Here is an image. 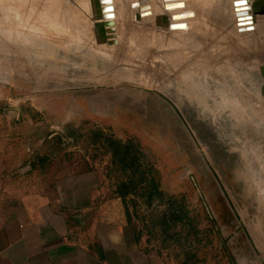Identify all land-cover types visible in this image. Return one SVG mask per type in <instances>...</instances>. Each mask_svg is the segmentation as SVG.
Wrapping results in <instances>:
<instances>
[{
  "label": "rangeland",
  "instance_id": "1",
  "mask_svg": "<svg viewBox=\"0 0 264 264\" xmlns=\"http://www.w3.org/2000/svg\"><path fill=\"white\" fill-rule=\"evenodd\" d=\"M73 1L0 0L5 193L94 171L104 198L117 199L136 227L149 264H264V13L254 34L258 114L250 118L243 106L221 109L208 88V74L224 64H208L207 18L221 14L224 30L233 29L231 0H185L202 24L186 31L137 21L128 14L135 0L85 1L87 22L115 16L111 45L66 25ZM166 1L144 3L159 13ZM93 6L102 16L94 19Z\"/></svg>",
  "mask_w": 264,
  "mask_h": 264
},
{
  "label": "crops",
  "instance_id": "2",
  "mask_svg": "<svg viewBox=\"0 0 264 264\" xmlns=\"http://www.w3.org/2000/svg\"><path fill=\"white\" fill-rule=\"evenodd\" d=\"M0 180V264H149L136 227L100 176L60 177L39 192L6 194Z\"/></svg>",
  "mask_w": 264,
  "mask_h": 264
},
{
  "label": "bare ground",
  "instance_id": "3",
  "mask_svg": "<svg viewBox=\"0 0 264 264\" xmlns=\"http://www.w3.org/2000/svg\"><path fill=\"white\" fill-rule=\"evenodd\" d=\"M85 1L86 3L88 2V0H74L72 3L73 5L66 8V12H65L66 14L63 15L64 21L67 22L66 25L70 29H73L72 31L75 30L77 31L78 34L82 36H88V31L93 29V32H94L93 36L95 35V37L98 40L103 39V41L108 43V45H111L113 41H111L110 39H112V37L115 34V31H114L115 28L113 25V21H115V18H114L115 16H113V18H108L98 23L93 22V24H91V21H88L90 22L88 23L87 16L84 15L85 19L81 17L83 14L82 8L85 7L83 6L85 4ZM145 1L147 0H135V1L130 2L128 6L129 8L128 14H131L133 16L136 15L137 21L147 22L149 21L148 18L153 19L152 22L154 26L156 24V28L159 27L158 29H161V28L164 29V26H166V24L168 25L170 24V22L171 23L173 22L176 24V27H180V30L182 31L184 30L186 31L188 27H190L192 24H196L199 27L202 26V24L199 23L200 21H198L196 18V12L194 10H189L190 7H194L197 9L198 7L190 6V4H186L185 0H167L166 2L162 4L161 6L162 9H161V12L159 13H157L156 8L152 9L151 6L147 2L144 3ZM239 1H242V0H231V3H230L232 16L234 19L233 29L228 28L224 30L223 27H225L227 23H224V20H223L224 16H222L221 14L217 15L215 20L211 18H207L208 19V54L210 55V56L208 55V64L210 65L211 57H217V63L222 62L224 64L223 66L221 65L222 67L220 66V68H218L219 69L218 74L216 73L208 74V83L211 84L210 86L208 85V88L215 89V91L221 96L222 98V104H221L222 107H220L221 109H228L229 112H232V114H237L239 113L237 110H239L241 106H243L244 109L247 111L248 116L250 118L252 117L255 118L256 115L258 114V109H256L255 105H252V102L257 101L255 100L254 94H253V91L257 89V80H255L256 78L254 77L253 74H255V62L259 58L257 51L261 45L260 46L258 45L259 44L258 39H255L254 36L257 35L255 34V32L257 31V28H259L257 24V16L258 14L261 15L264 13V0H245L246 4L244 5V7H246L247 11H243L242 15H240L241 13L239 14L236 13V9L239 6L233 5L234 2H239ZM133 3H139V4H137L136 6H131V4ZM221 8H223V6H221ZM61 10L62 9H60V11ZM88 10H89V6H88ZM103 10L104 9H101L99 6H93L90 13H92L93 15L95 14L94 19H96L102 16L101 14ZM146 11H149L150 15L145 16L144 14ZM190 13H192V16H188ZM173 16H183V18L173 20L172 19ZM242 17L244 18L247 17V19L241 22V23H244L243 25H240L238 18H242ZM262 18L264 19V16L261 17V19ZM124 19L127 20L128 18H124ZM125 23H122V24H125ZM148 27L149 26H147V28ZM125 30L121 29V31H125ZM263 30H264V27L262 31ZM117 31H118V28H117ZM127 32L129 35V31ZM258 32L259 31H257L256 33ZM118 33H120V31H118ZM189 35L190 37H196L195 35L198 36L200 35V33L192 34L191 32ZM116 36L115 38H117ZM262 36H263V32H262ZM86 39H89V38H86ZM116 40L118 41V39ZM196 40L202 43V40H200L199 38H197ZM254 40L257 43V45H254L256 44L254 43ZM220 46H223V49ZM118 47L119 49L122 48L121 46H118ZM101 49L103 50L102 47ZM220 50H223V51L226 50V53L223 55H218L220 53ZM104 52H107V51H104ZM114 56H116V54ZM260 72H261L260 73L261 80L260 79L259 80L262 85L259 86V89L261 93H263V97H264V67L260 70ZM228 79L233 80V82H230ZM247 89L249 90V92L247 91ZM234 92H236V95ZM257 102L259 103V101ZM222 116L223 115L218 116V117H222Z\"/></svg>",
  "mask_w": 264,
  "mask_h": 264
},
{
  "label": "water",
  "instance_id": "4",
  "mask_svg": "<svg viewBox=\"0 0 264 264\" xmlns=\"http://www.w3.org/2000/svg\"><path fill=\"white\" fill-rule=\"evenodd\" d=\"M246 4V2H245V0H242V1H239V2H234L233 3V5L234 6H239V7H237V9H236V13L237 14H239V13H241L240 15H242V13H243V11H247L246 10V7H244V5ZM166 8H167V6H166ZM145 9H147V8H145ZM145 16H148V15H150V12L149 11H146L145 12V14H144ZM192 14L190 13L188 16H191ZM179 18H183V16H173L172 17V19L173 20H175V19H179ZM245 19H247V17H242V18H238V21H239V24L240 25H243L244 23H241L243 20H245ZM167 27V24H166V26H164V28H166Z\"/></svg>",
  "mask_w": 264,
  "mask_h": 264
},
{
  "label": "snow or ice",
  "instance_id": "5",
  "mask_svg": "<svg viewBox=\"0 0 264 264\" xmlns=\"http://www.w3.org/2000/svg\"><path fill=\"white\" fill-rule=\"evenodd\" d=\"M182 6V5H181Z\"/></svg>",
  "mask_w": 264,
  "mask_h": 264
}]
</instances>
